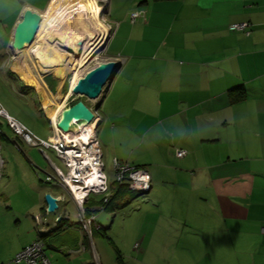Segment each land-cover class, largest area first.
Masks as SVG:
<instances>
[{
	"label": "crops",
	"instance_id": "1",
	"mask_svg": "<svg viewBox=\"0 0 264 264\" xmlns=\"http://www.w3.org/2000/svg\"><path fill=\"white\" fill-rule=\"evenodd\" d=\"M54 1L0 0V70L10 68L7 55L24 11L45 15ZM104 1L112 28L106 54L121 64L97 110L103 160L112 163L111 190L115 158L147 169L152 178L150 191L138 193L146 197L126 217L142 230L163 232L149 236L147 246L163 248L172 262L264 264V0ZM138 10L145 17L132 23ZM243 22L250 34L230 29ZM40 83L50 120L48 104L57 97ZM0 130L6 175L2 153L28 145L9 135L2 118ZM177 149L186 156L177 157ZM52 185L54 193L44 189L28 201L23 221L0 226V264H14L16 253L38 238L35 216H48L46 227H54L67 210L66 190ZM46 193L66 204L48 215ZM128 195L108 211L125 207ZM91 201L88 215L95 212ZM99 212L101 229L94 225L91 236L112 228V219L98 221ZM59 223L44 237L52 262L102 264L79 218Z\"/></svg>",
	"mask_w": 264,
	"mask_h": 264
},
{
	"label": "rangeland",
	"instance_id": "2",
	"mask_svg": "<svg viewBox=\"0 0 264 264\" xmlns=\"http://www.w3.org/2000/svg\"><path fill=\"white\" fill-rule=\"evenodd\" d=\"M97 1L103 5L104 9L101 11L102 15L100 16L101 25H98V23H90L95 29L93 39L86 41L83 45L82 57L79 62H82V59H87L88 64L81 70L84 74L96 61L109 60L106 54L108 41L105 42L108 29L109 36L107 39L111 37L112 31L107 19L108 14L105 12L107 9L105 5L108 4V1ZM79 2L89 1L79 0ZM63 4L64 0H55L50 10L45 15V12L42 13V16L45 17L44 22L42 23L35 42L30 46L31 48L29 47L30 49L19 52L10 47L9 54L7 55V67L10 68L7 70H0L1 105L11 117L26 126L36 138L41 140H47L48 137L53 134V129L47 116L46 95L40 82H45L48 85L47 87L50 93L57 97L56 99L64 108L78 100L77 96L69 92L70 89H72L71 78L79 67V62H76L74 56L71 55L72 59L57 50V46L55 47L49 44L51 40L53 43L57 44L56 40L50 35L53 29H58L53 26L67 28L70 25H60L61 23L57 21L65 9ZM53 23L55 24L51 26ZM112 27H114V25H112ZM98 44L100 45L98 46ZM97 46L99 49L102 48L100 52L96 51ZM93 52L95 56L88 62ZM96 52L99 53L96 55ZM34 54L40 55L41 58L44 57L45 59L53 60L58 70H51L45 73V75L43 73L40 74L36 67L37 60L34 58ZM30 62H32V64ZM27 78L28 80L26 81ZM39 78L41 81H39ZM82 100H84L92 110H95L100 101V99L90 100L87 97L82 98ZM3 122L9 135L14 134L7 125L5 119H3ZM86 128H88V126L83 128L80 127L79 129L75 128L74 134L76 137L80 135L78 138H83L81 136L84 135L83 132L87 130ZM16 148L18 152L15 154L9 153L8 149H6L5 153H2L4 162H7L6 165H8L9 170L8 174L6 172L5 175L2 165L0 166V201L2 202L0 203V226L5 224L7 220H14L18 217L23 221V214L24 211L26 212L27 210L28 201L37 194H43L44 191L42 190L45 189V191L54 193L53 183L44 182L45 174L47 172L52 173V170L49 168L50 161L62 167L61 160L55 156L52 150H46L48 154L47 157L38 147H25L21 144L20 148L17 146ZM29 149L34 150L33 153L30 152ZM105 163L108 166L107 174L111 180L113 179V175L110 172L112 163L107 159ZM112 168L114 169L113 166ZM103 196L104 194H100L91 197V202L94 203V209L98 210L103 206ZM66 197L67 204L60 202V207L63 208L66 204L64 208L67 209V214L70 215L72 219L78 218L79 213L76 204L68 193H66ZM128 197L129 200H125L124 205L126 204V206L122 209L105 211L103 208L100 209V212L96 211L99 212L97 213L100 217L98 219L99 222L105 223L109 219H112V228L103 230L101 232L102 234L95 233L93 236L84 229L81 231V234H86L88 237L90 236L89 239L93 242L94 248L97 249L101 255L100 262H102V264H130L131 261L135 259L133 262L134 264H180V257H177L179 263L175 261L172 262L170 255L166 254L163 248L147 246L149 236L160 238L163 236V232H150L148 228L142 230L140 226H135L131 216L126 217L128 211H133L135 206L140 203L139 201H142L141 199L146 197V195H139L138 193L131 192ZM33 216H30L32 220H34V218H32ZM35 226L37 227V225ZM37 234H39L38 228ZM179 250V248L176 249L177 252ZM49 252L54 253V251ZM137 260H139V263ZM93 262L95 264V261ZM53 264L55 263L53 262Z\"/></svg>",
	"mask_w": 264,
	"mask_h": 264
},
{
	"label": "built area",
	"instance_id": "3",
	"mask_svg": "<svg viewBox=\"0 0 264 264\" xmlns=\"http://www.w3.org/2000/svg\"><path fill=\"white\" fill-rule=\"evenodd\" d=\"M143 17H145V11L138 10L131 13L130 20L132 23H135ZM250 26L251 25L247 22L236 23L231 25L230 29L250 34ZM94 113L96 118H98L97 112ZM0 118L6 120L9 128L24 144L30 147L40 148L47 157L48 154L46 150H52L55 156L61 160L62 167L50 161L52 173L47 172L45 174L44 182L61 185L66 190L76 203L79 213V223L82 229L88 231L90 235L94 225L98 230L101 229V225L96 221V212L88 215L86 211L85 205L89 202L91 197L104 194L102 199V204L104 205L110 202L114 191L119 188H127L132 192L144 194L148 193L152 187V178L147 169L132 165L128 162H121L115 158L113 160V167L116 186L114 190H111V180L105 170L103 151L96 131H93L91 135V142L83 140L82 144L79 143L75 148V142L68 139L61 130L63 138L58 143L52 140L56 135L53 128V134L47 140L36 138L26 126L11 117L1 103ZM72 134L75 135L74 131ZM77 137H80V135H77ZM186 154L187 151L185 149L176 150V156L179 158L185 157ZM74 155L77 156L73 157ZM71 158H74V160ZM1 164L2 160L0 158V166ZM88 180H91L90 186L87 184ZM103 208L104 206L100 209ZM100 209L98 211H100ZM63 217L66 219L70 218L66 211ZM35 222L39 233L38 238L16 253L12 260L14 264H53L47 254V244L40 236V234L50 229L49 226L46 227L48 216H35Z\"/></svg>",
	"mask_w": 264,
	"mask_h": 264
},
{
	"label": "bare ground",
	"instance_id": "4",
	"mask_svg": "<svg viewBox=\"0 0 264 264\" xmlns=\"http://www.w3.org/2000/svg\"><path fill=\"white\" fill-rule=\"evenodd\" d=\"M88 1L89 2H79V0H64L63 5L65 6V9L62 12V14L59 16V20H57V21H59L61 23L60 25H66V24H70V25L67 28L66 27L61 28L58 26H53V27L58 28V29H53L51 34H50L51 37L54 40H56L57 44L53 43L51 38H50L51 41L49 42V44L50 45L52 44L55 47L57 46V50L61 51L62 53L66 54L67 56H69L71 58H72V56H74L76 58V62H79V60L82 57V50H83L84 43L88 40L93 39V37H94V30L95 29L93 28V25H91L90 23H93V24L98 23V25L99 24L101 25L100 16L102 15L101 11H103V9H104L103 5L99 4V2L97 0H88ZM105 12H106V10H105ZM44 18L45 17L43 16V20L41 22L40 29H41L42 23L44 22ZM54 24L55 23L51 24V26ZM40 29H39V31H40ZM39 31H38V33H39ZM108 31H109V29H108ZM108 31H107L105 41L107 40V38L109 36ZM58 39L62 42V44L60 43V41ZM80 41H82V45H81V49L78 53L75 54L74 52H72L71 50H69L67 48V46H70V47H73L74 49H77V44H79L78 42H80ZM102 43H101V46H102ZM99 45L100 44H98V46ZM98 46H97V48H98L97 51L100 52V50L102 48L99 49ZM30 48H26V49L21 50L19 52L26 51L27 49H30ZM99 52H96V55ZM94 56H95V54L93 52L90 55L91 59L89 58L88 62L91 61ZM34 58L37 60L38 65L36 64V67H37V70L40 74L50 72L51 70H55V71L58 70V67L57 66L55 67V62L53 60L42 59L41 56L38 54H34ZM87 64H88L87 59H82V62H79V67L76 69L75 73L73 74V76L71 78L72 89L76 85L77 81L84 74L81 72V70ZM72 89H70V94H73ZM48 108H49V116L51 117L50 120L53 123V125H51V126H53L52 128L54 129V131L56 133V135L52 138V140H54L55 142L58 143V142H60L61 138H63V136H62L60 129L57 126V123L59 120V116H60L61 112L63 111L64 107L61 106V104L58 102V100L54 97L53 105L51 106L50 104H48ZM52 123H50V124H52ZM97 124H98V118H95L94 121L90 124L85 123L83 121H80V122L75 123L72 126V129L70 132H68V133L64 132L63 134L68 139L73 140L72 142H75L76 146H74V147L76 148L79 143L82 144V142H83L82 140L87 139L88 142L92 141L91 135H92L93 131H96L95 129H96ZM87 126H88V128H86L87 130L84 131L83 132L84 135L81 136L83 138H78L72 134V132L75 131L76 129H79L80 127H82V128L87 127ZM76 156L77 155H74L73 157H76ZM71 159L74 160V158H71ZM90 182H91V180L87 181L88 186H90Z\"/></svg>",
	"mask_w": 264,
	"mask_h": 264
},
{
	"label": "water",
	"instance_id": "5",
	"mask_svg": "<svg viewBox=\"0 0 264 264\" xmlns=\"http://www.w3.org/2000/svg\"><path fill=\"white\" fill-rule=\"evenodd\" d=\"M42 20L43 16L41 13L33 11L32 9H26L22 15V20L15 28L11 47L15 51L29 48L36 40ZM60 43L62 44L61 41ZM78 43L77 49L70 46H67V48L76 54L81 49L82 41ZM120 66V62L116 60L96 61L77 81L72 92L78 97V100L66 106L59 116L57 126L62 132H70L72 126L77 122L83 121L90 124L94 121L96 118L94 112H97L100 103H98L95 110H92L82 98L87 97L90 100L101 99L108 84L113 80ZM43 74L45 75V73ZM62 201H64V197L62 196H53L50 193L46 194V213L48 215L55 213L59 209V202ZM62 218L63 216L60 215L57 221H60Z\"/></svg>",
	"mask_w": 264,
	"mask_h": 264
},
{
	"label": "trees",
	"instance_id": "6",
	"mask_svg": "<svg viewBox=\"0 0 264 264\" xmlns=\"http://www.w3.org/2000/svg\"><path fill=\"white\" fill-rule=\"evenodd\" d=\"M250 32H251V27H250ZM237 32H239V31H237ZM244 33H246V32H244ZM245 95V93H243V94H240V95H235L234 96V100H237L238 98H240V97H242V96H244ZM132 191H130V190H128L127 188H119L118 190H115L114 191V193H113V195H112V197H111V200H110V202L109 203H106V204H104L103 206H104V209L105 210H109L110 208H113V204H114V202H117V204L119 203V202H121V199L124 197V196H126V194H129V193H131ZM133 193V192H132ZM102 202H103V200H102ZM88 204V203H87ZM87 204L85 205L86 206V211H87V213H89L90 212V207L89 206H87ZM117 204H115V205H117ZM99 210V209H98ZM97 209L96 210H93V211H98ZM63 219V218H62ZM62 219H61V221H62ZM66 219V218H65ZM58 226H60V223H58V225H56L55 227H51V229L49 230V231H47V232H45V233H43V234H40V236L44 239V237L46 236V234H49V233H51L54 229H57L58 228ZM58 230V229H57ZM24 248V247H23ZM46 249H47V247H46Z\"/></svg>",
	"mask_w": 264,
	"mask_h": 264
},
{
	"label": "flooded vegetation",
	"instance_id": "7",
	"mask_svg": "<svg viewBox=\"0 0 264 264\" xmlns=\"http://www.w3.org/2000/svg\"><path fill=\"white\" fill-rule=\"evenodd\" d=\"M97 49H98V48H96V51H97ZM94 52H95V50H94ZM69 93H70V92H69ZM60 221H61V220H60ZM60 221H59V222H60ZM59 222H58V223H59ZM58 223L56 222L55 225H54V227H55L56 225H58Z\"/></svg>",
	"mask_w": 264,
	"mask_h": 264
}]
</instances>
